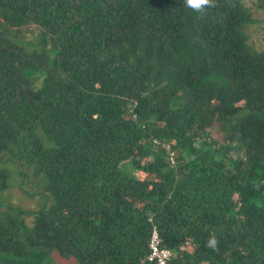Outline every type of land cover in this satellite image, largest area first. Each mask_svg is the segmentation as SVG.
Returning <instances> with one entry per match:
<instances>
[{
  "label": "trees",
  "instance_id": "trees-1",
  "mask_svg": "<svg viewBox=\"0 0 264 264\" xmlns=\"http://www.w3.org/2000/svg\"><path fill=\"white\" fill-rule=\"evenodd\" d=\"M250 11L0 0V194L42 200L0 209V264H156L153 227L166 264H264V8Z\"/></svg>",
  "mask_w": 264,
  "mask_h": 264
},
{
  "label": "rangeland",
  "instance_id": "rangeland-1",
  "mask_svg": "<svg viewBox=\"0 0 264 264\" xmlns=\"http://www.w3.org/2000/svg\"><path fill=\"white\" fill-rule=\"evenodd\" d=\"M244 5L250 4L251 10L255 11V13L251 12L252 14H255V16H259L262 13V9L264 8V0H241ZM264 12V11H263ZM263 31H264V23H263ZM249 35L251 41L254 43V45H257L260 43V40H262L261 35H257L256 33V25L251 27L249 29ZM127 165L126 172L131 175H137L131 167L128 165V163H124L123 166L125 167ZM4 168L9 170L10 165L5 164L3 165ZM10 183L14 180V177L10 179ZM0 198L4 200H0V209L4 210L6 206L11 205L13 207H20L24 210H27L29 212L35 211L40 208L42 205V200L38 196H27L23 194L20 190L19 184H14L7 192H4L3 194H0Z\"/></svg>",
  "mask_w": 264,
  "mask_h": 264
},
{
  "label": "built area",
  "instance_id": "built-area-1",
  "mask_svg": "<svg viewBox=\"0 0 264 264\" xmlns=\"http://www.w3.org/2000/svg\"><path fill=\"white\" fill-rule=\"evenodd\" d=\"M166 148L167 150H170L169 147ZM170 157V161L173 162L172 153H170ZM148 247L149 253L147 259L150 262H156V264H166L171 258V251L160 246V239L155 227L152 229Z\"/></svg>",
  "mask_w": 264,
  "mask_h": 264
},
{
  "label": "clouds",
  "instance_id": "clouds-1",
  "mask_svg": "<svg viewBox=\"0 0 264 264\" xmlns=\"http://www.w3.org/2000/svg\"><path fill=\"white\" fill-rule=\"evenodd\" d=\"M187 8L194 10L197 13L204 14L205 9L215 7L216 0H183ZM217 241L215 237H211L208 244L215 247Z\"/></svg>",
  "mask_w": 264,
  "mask_h": 264
}]
</instances>
